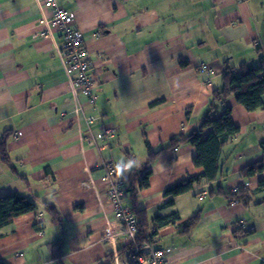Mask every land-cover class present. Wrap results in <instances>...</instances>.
<instances>
[{"label": "crops", "instance_id": "obj_1", "mask_svg": "<svg viewBox=\"0 0 264 264\" xmlns=\"http://www.w3.org/2000/svg\"><path fill=\"white\" fill-rule=\"evenodd\" d=\"M58 4L84 34L97 98L73 91L76 73L66 72L57 52L64 38L52 10L41 0H0V140L6 137L10 157L9 164L0 158V196L19 191L38 202L0 227V261L131 264L124 250L135 243L114 215L108 189L115 178L102 168L114 160L129 166L119 177L122 200L144 213L149 233L157 217L180 216L136 243L171 248L172 264H264V171L242 175L264 153V106L249 111L234 96L221 104L219 114L230 106L240 130L222 148L217 178L165 196L169 185L203 171L193 144L172 148L170 140L199 128L227 67L239 74L244 62L261 64L264 0ZM204 63L211 74L200 70ZM148 168L150 185L140 188ZM242 185L251 192L247 202L227 195ZM198 212L199 222L185 230Z\"/></svg>", "mask_w": 264, "mask_h": 264}, {"label": "trees", "instance_id": "obj_2", "mask_svg": "<svg viewBox=\"0 0 264 264\" xmlns=\"http://www.w3.org/2000/svg\"><path fill=\"white\" fill-rule=\"evenodd\" d=\"M261 60L262 62L259 66H254L251 62L242 63L238 67V70H240L239 74L236 72L237 69L227 67L222 76L223 86L215 89L208 113L205 115L199 128L194 129L188 134H180L170 140V147L172 148H175L182 142L193 144L196 148V154L193 158L194 165L196 167H203V171L169 185L165 190V196L172 197L187 192L193 188L196 182H200L204 177L208 178L209 181L217 178L220 171L222 148L240 130V127L233 120L231 107L226 106L224 111L219 114V106L226 103L230 96H234L249 111H254L264 106V58ZM158 102L156 101L155 103ZM206 128H209V131L203 133ZM262 145L264 148V142ZM148 148L150 149L149 145ZM156 154V152L150 153L148 165L153 161ZM0 158L6 164L10 163L6 137L2 141L0 140ZM49 171L47 169V172ZM263 171L264 153L259 160L245 165L242 169V175L244 177H250ZM151 173V168H148L139 177L138 182L140 188H146L150 185ZM133 182L130 184L131 187ZM260 187L264 188V180L260 182ZM227 195L233 200L247 202L251 197V192L248 187L242 185L236 191L229 192ZM169 202H172V198L169 199ZM44 206L50 212L52 218L62 224L63 219L57 206L50 201L44 202ZM37 208L38 202L34 197L22 194L19 191H12L0 196V227L9 224L16 216L36 210ZM137 215L139 225L138 237L140 239L148 238L151 234H156L159 228L180 219L178 214H173L168 217H157L149 233V229L146 226L148 223L145 221L144 213L139 211ZM200 216L201 213L198 212L189 218L186 221L187 225L185 230L198 223ZM62 239L63 237L59 241ZM108 258L112 259V254H109ZM0 264L8 263L0 261ZM101 264H111V262Z\"/></svg>", "mask_w": 264, "mask_h": 264}, {"label": "built area", "instance_id": "obj_3", "mask_svg": "<svg viewBox=\"0 0 264 264\" xmlns=\"http://www.w3.org/2000/svg\"><path fill=\"white\" fill-rule=\"evenodd\" d=\"M58 1L41 0L45 8L52 10L51 21L63 33L64 42L57 48V52L63 61L66 72L76 73L72 82L73 91L81 90L89 96L91 102H95L97 98L94 92L95 77L91 73L94 60L86 47L82 30L74 25V13L60 6ZM200 70L208 74L212 73L210 66L205 63L200 65ZM106 130L111 131L108 128ZM102 166L109 174V178H115L108 189L114 215L121 221L123 232L135 243L127 246L124 250L127 260L131 264H172L168 256L172 250L171 248L154 247L149 241L142 245L136 243L139 231L138 218L135 211L129 205L123 203L122 197L125 194V186L121 178H119L128 170V164L109 160L104 161ZM107 236H113L112 229L108 230Z\"/></svg>", "mask_w": 264, "mask_h": 264}]
</instances>
